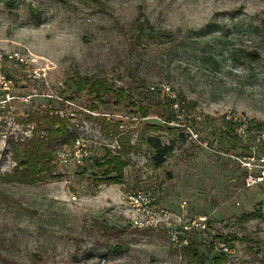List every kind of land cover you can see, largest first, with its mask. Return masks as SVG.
<instances>
[{
    "label": "rangeland",
    "instance_id": "rangeland-1",
    "mask_svg": "<svg viewBox=\"0 0 264 264\" xmlns=\"http://www.w3.org/2000/svg\"><path fill=\"white\" fill-rule=\"evenodd\" d=\"M48 106L88 157L3 182L9 146ZM113 123L129 151L103 134ZM145 136L173 147L161 167ZM136 191L153 199L151 227L132 224ZM263 205L264 0H0V264H264Z\"/></svg>",
    "mask_w": 264,
    "mask_h": 264
},
{
    "label": "trees",
    "instance_id": "trees-1",
    "mask_svg": "<svg viewBox=\"0 0 264 264\" xmlns=\"http://www.w3.org/2000/svg\"><path fill=\"white\" fill-rule=\"evenodd\" d=\"M246 55L252 60L260 58L259 53L255 51H249ZM86 84H88V80L83 79L82 81L75 82L74 85L76 90L82 91ZM112 91L113 90L103 83H91L89 85V94H94L96 98H100V94L102 93L112 94ZM113 95L116 98V103L126 99L122 89L113 91ZM146 114L147 113L143 111V115L146 116ZM28 121L30 124L34 125L32 127L33 134L31 137H25L19 143L9 146L14 167L10 172H5L1 175L2 181L5 183L34 185L46 177H54L55 153L64 149L69 143L73 145V142L76 140L69 131L71 125L70 119L49 106L35 112ZM168 122L169 121H164L165 125L163 126H166ZM119 125V123H113L112 125L104 127L102 132L107 137L116 138L120 145L122 144L123 149L129 151L133 147L130 146L128 143L129 141L125 139L126 136L119 131ZM147 128L149 130H158L161 127L148 124ZM140 141L150 150V162L155 168L161 167L165 163L167 157L173 152V147L161 143L158 137L145 136L141 138ZM103 164L107 166V168L110 166V171L108 170L109 173L112 172V174H116L109 180H111L113 184L119 183L120 180L118 178L121 177L120 175L124 163L114 158L107 159ZM119 249L117 245L109 250L110 252L117 253ZM222 255L220 257H223L224 264V257L226 256L224 253ZM220 257L215 258V264H222ZM200 264H203V262Z\"/></svg>",
    "mask_w": 264,
    "mask_h": 264
},
{
    "label": "built area",
    "instance_id": "built-area-1",
    "mask_svg": "<svg viewBox=\"0 0 264 264\" xmlns=\"http://www.w3.org/2000/svg\"><path fill=\"white\" fill-rule=\"evenodd\" d=\"M174 107H176L175 104ZM231 119L241 123L240 132L243 133L246 127V121L238 119L237 117H233ZM88 155L89 153L85 145H83L80 139H76L73 142L71 150L68 151L67 149H61L55 153V164L57 163L61 165H66L71 162L75 166H81L84 162V159H86ZM126 200L132 211L139 213V215L133 218L132 220L133 226L139 229L151 227L150 224L152 220L153 219L154 221L156 220L155 216L153 217V211H152L153 199L151 198V196L147 193L136 191L128 195ZM263 209H264V205H263ZM198 222H202V220ZM192 224L195 223L193 222ZM197 225H200V223ZM183 229L185 231H190V227L188 225H185ZM184 242L186 243V241Z\"/></svg>",
    "mask_w": 264,
    "mask_h": 264
}]
</instances>
